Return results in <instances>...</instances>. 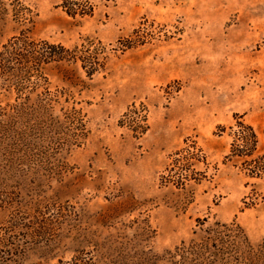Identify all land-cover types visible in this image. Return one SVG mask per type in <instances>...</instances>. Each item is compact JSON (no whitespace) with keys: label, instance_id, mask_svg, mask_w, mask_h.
I'll list each match as a JSON object with an SVG mask.
<instances>
[{"label":"rangeland","instance_id":"1","mask_svg":"<svg viewBox=\"0 0 264 264\" xmlns=\"http://www.w3.org/2000/svg\"><path fill=\"white\" fill-rule=\"evenodd\" d=\"M21 1L0 49L92 42L103 67L49 71L55 120L17 115L0 78V264H264V179L225 159L239 117L264 154V0H93L85 20ZM190 145L206 179L165 186Z\"/></svg>","mask_w":264,"mask_h":264},{"label":"trees","instance_id":"2","mask_svg":"<svg viewBox=\"0 0 264 264\" xmlns=\"http://www.w3.org/2000/svg\"><path fill=\"white\" fill-rule=\"evenodd\" d=\"M59 7L73 19L92 18L96 12L93 0H61ZM26 10L21 0H12L9 4L6 0H0L2 16L12 12L15 19L20 21L25 19ZM102 50L95 49L92 42L68 48L48 40L36 39L27 31L13 36L0 49V78L6 91L16 96L20 109L17 115L55 120L52 113L61 102V93L52 91L49 71L53 67L80 63L81 69L91 78L103 67L99 60ZM63 71V80L72 82L76 70ZM218 129L224 133L227 128L219 126ZM229 129L232 142L230 152L225 157L226 161L232 162L233 166L250 178L264 179V154H259L260 141L256 130L241 120V117ZM201 153L195 145L174 153L168 169L169 175L162 179L165 186L174 185L184 190L190 181L201 182L206 179L207 172H197L195 169V162L205 161ZM248 248L254 259L259 255L257 259L264 260V248L258 253L251 245Z\"/></svg>","mask_w":264,"mask_h":264}]
</instances>
